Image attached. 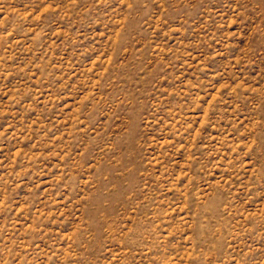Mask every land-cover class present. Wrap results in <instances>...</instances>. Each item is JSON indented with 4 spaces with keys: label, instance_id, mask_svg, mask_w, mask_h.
Segmentation results:
<instances>
[{
    "label": "rangeland",
    "instance_id": "374dc122",
    "mask_svg": "<svg viewBox=\"0 0 264 264\" xmlns=\"http://www.w3.org/2000/svg\"><path fill=\"white\" fill-rule=\"evenodd\" d=\"M0 264H264V0H0Z\"/></svg>",
    "mask_w": 264,
    "mask_h": 264
}]
</instances>
